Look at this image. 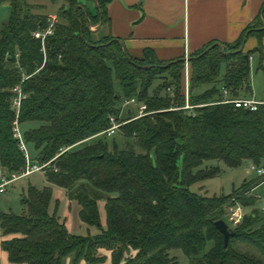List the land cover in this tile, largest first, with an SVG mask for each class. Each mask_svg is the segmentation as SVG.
Masks as SVG:
<instances>
[{"label":"trees","instance_id":"obj_1","mask_svg":"<svg viewBox=\"0 0 264 264\" xmlns=\"http://www.w3.org/2000/svg\"><path fill=\"white\" fill-rule=\"evenodd\" d=\"M63 1L41 49L31 33L47 24V14L33 11L43 6L0 0L9 8L0 26V171H18L24 163L11 134L8 102L9 88L17 83L24 93L17 123H35L21 131L34 151L30 158L47 162L42 168L47 184L27 185L19 199L22 213L0 211V247L8 261L103 264L108 257L110 264H175L169 250L178 248L188 264H264V214L256 209L244 214L229 227L225 246L213 225L228 206L251 205L250 191L263 176L243 179L226 195L188 189L217 173L215 167L198 168L205 160L228 167L264 161V105L250 111L220 102L221 89L230 97L249 91L250 53L242 45L251 35L254 50L260 49L264 1L233 41H210L187 57L186 102L195 105L190 110L182 108V57L158 60L144 50L142 58H132L118 39L98 30L107 0ZM203 85L209 86L193 92ZM131 97L148 113L136 116L126 107L121 118V102ZM110 116L125 139L119 149L113 143L109 150L100 138ZM52 186L67 190L79 220L96 233L70 232L67 213L61 220L55 214L57 199L48 211Z\"/></svg>","mask_w":264,"mask_h":264},{"label":"crops","instance_id":"obj_2","mask_svg":"<svg viewBox=\"0 0 264 264\" xmlns=\"http://www.w3.org/2000/svg\"><path fill=\"white\" fill-rule=\"evenodd\" d=\"M263 1L107 0L104 6L105 22L98 30L102 36L109 35L118 39L124 51L132 58H142L144 50L151 52L158 60L187 58L210 41H233L252 21ZM256 44V38L250 35L242 45V51L250 53L249 91L240 97L264 101V34L260 39L259 50H254ZM129 110L127 106V112ZM242 163L248 165L250 161L244 160ZM6 186L0 193L5 191ZM260 187L264 192L262 183L250 191L251 194L257 192L260 195L255 199L264 196L259 191ZM2 238L0 235V240ZM0 264L21 263L9 262L6 252L0 247Z\"/></svg>","mask_w":264,"mask_h":264},{"label":"rangeland","instance_id":"obj_3","mask_svg":"<svg viewBox=\"0 0 264 264\" xmlns=\"http://www.w3.org/2000/svg\"><path fill=\"white\" fill-rule=\"evenodd\" d=\"M29 3L32 4H40L43 8H37L33 11L41 12L44 14L52 13L55 14L56 10L61 6L65 5L63 0H28ZM9 13L8 5L4 2L0 3V26L7 19ZM253 61L250 62L252 64ZM184 73V68L183 71ZM188 74V69L186 70V75ZM166 76V74H162L159 77L155 78L152 82L150 89L155 87L157 84L161 83L162 78ZM184 74H183V85H184ZM209 85H203L197 89H194L193 92H199L200 90L207 88ZM149 89V90H150ZM165 91H170L168 88ZM164 90H160V94H163ZM121 106V105H120ZM129 107L133 112H136L135 105H124L121 106L120 116L121 118L126 117L124 114V109ZM35 125V123H21L18 124L20 131H24L29 128V126ZM102 140L105 141L107 148L110 150L112 144L116 145V148L124 147L125 139L121 136V134L115 130L109 136L100 135ZM28 151L33 153L31 149L27 146ZM134 150H138L134 148ZM209 167H215L217 169V173L213 176L203 178L198 182L192 183L188 186V189L192 192L200 193L202 195L212 196V195H226L231 192L233 188H236L240 185L241 181L245 177L246 179L254 176V173L249 170V164L242 163L236 167H228L221 160H205L198 166V168L205 169ZM44 179V173L42 170L34 171L26 176L19 177L12 181L10 184L6 186V189L3 193H0V211L7 212L10 211L13 214H20L23 211V207L19 202V197L25 193V189L27 185H32L36 188H40L43 185H46ZM261 194H264L262 187L259 188ZM257 192H253L252 196L255 198L257 196ZM57 199V205L55 209V214L59 220H61L64 215L67 213V222L69 226L70 232L74 234L84 235L85 233L94 234L97 232V229L94 226H86L84 225L78 218V205L74 199L67 198V190L63 188H58L56 186L52 187V196L48 205V211L51 212L54 208V200ZM69 200V201H68ZM68 205V209H67ZM97 210L99 214L100 225H103L104 213H103V200L99 199L96 201ZM243 212L248 213L252 209H256L263 214L261 208H264V196L260 199H255L251 205L242 206ZM223 220L226 221L225 215L223 216ZM231 228V227H230ZM210 246V242H206L204 246V251ZM105 253V252H103ZM170 256L174 258L175 264H188V258L184 254L181 249L174 248L169 250ZM64 264H69L68 260H65ZM78 264H82L81 261ZM103 264H110L108 257L104 261Z\"/></svg>","mask_w":264,"mask_h":264},{"label":"built area","instance_id":"obj_4","mask_svg":"<svg viewBox=\"0 0 264 264\" xmlns=\"http://www.w3.org/2000/svg\"><path fill=\"white\" fill-rule=\"evenodd\" d=\"M56 15L52 13H48L46 16L47 24L42 29H37L31 33V35L38 39L40 41L41 49L43 45L44 37L51 34L53 30V26L56 22ZM184 62V97L185 102L182 105V108L190 110L195 105H190L186 102V84H187V58H183ZM9 97L8 102L10 108H12L11 112H13V120H12V127H11V134L12 137L16 141V145L19 149V151L22 153L24 163L23 166L18 171H13L4 174L2 171H0V192L4 190V187L8 184H10L12 181L19 177L26 176L34 171L42 170V168L47 164V162L44 163H36L31 160L30 154L27 148V144L25 143L22 133L18 127L17 123V113H18V107L20 100L24 97V93L21 91L19 83L14 84L12 87L9 88ZM220 102H227L231 103L234 107L237 108H243L250 111H253L256 109V107L260 104L264 105V101H257L251 98L247 97H230L226 89H221V100ZM135 105L136 106V116L144 115L148 112L145 111V106L141 102H137L135 98L131 97L128 99H123L121 102V106L124 105ZM119 125L118 122L115 121L113 116L109 117V126L103 129L99 132V134L109 136L111 133H113L115 130H117V126ZM70 146L64 147L62 150L67 149ZM249 170L252 171L257 176H263V179L261 181L262 184H264V163L261 165H256L253 163L249 164ZM261 211H263L264 214V208H261ZM245 213L242 211V206L238 203H235L231 206H228L226 208V211L224 213L226 217V221H224L228 227H233L237 225L241 219L242 216Z\"/></svg>","mask_w":264,"mask_h":264},{"label":"water","instance_id":"obj_5","mask_svg":"<svg viewBox=\"0 0 264 264\" xmlns=\"http://www.w3.org/2000/svg\"><path fill=\"white\" fill-rule=\"evenodd\" d=\"M9 109H10V111L12 110V108H9ZM213 225L222 234L223 245L225 246L227 243V238L229 235L232 234V231L227 226V224L224 222V220L221 218L216 219L213 222Z\"/></svg>","mask_w":264,"mask_h":264}]
</instances>
